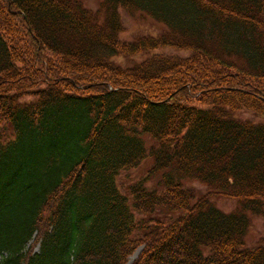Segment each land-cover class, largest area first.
<instances>
[{"label":"trees","instance_id":"1","mask_svg":"<svg viewBox=\"0 0 264 264\" xmlns=\"http://www.w3.org/2000/svg\"><path fill=\"white\" fill-rule=\"evenodd\" d=\"M122 12L166 31L123 41ZM148 159L159 189L123 194ZM249 215L264 219V0H0V264H264Z\"/></svg>","mask_w":264,"mask_h":264},{"label":"rangeland","instance_id":"2","mask_svg":"<svg viewBox=\"0 0 264 264\" xmlns=\"http://www.w3.org/2000/svg\"><path fill=\"white\" fill-rule=\"evenodd\" d=\"M73 1L80 2L87 9L94 12L98 11L102 4V0ZM122 18L125 31L120 35V39L126 42H134L137 38L142 36L158 37L166 31V27L164 25L155 22L153 19L142 13L128 14L126 12H122ZM168 52L177 54L174 50H168ZM145 59V57H138L135 58L133 62L124 59H116L115 62L123 66H129L133 63L143 62ZM238 118L242 120H251L256 123L261 122L260 119L254 117L250 113H240L238 114ZM143 139L148 149H151V147L155 146V142L151 137L146 135L143 137ZM152 164L153 161L151 159H148L143 162L137 169L122 172L117 180L120 191L124 194V192L126 193L129 187L145 179H148L146 183L147 187L150 190L159 189V183H161V175H157L155 177L149 175ZM189 184L193 188H195L196 191H198L199 195L205 194L207 192L205 186L199 184L198 182H191ZM211 202L217 209L227 214H231L238 209L237 201L222 196L212 197ZM248 217L250 221V228L246 236L245 243L247 247H254L264 242V219L253 215H249ZM30 245H35V247H37L35 239L30 242L29 246ZM140 250L141 249L137 250L129 258V264L136 260L137 256L140 253Z\"/></svg>","mask_w":264,"mask_h":264}]
</instances>
